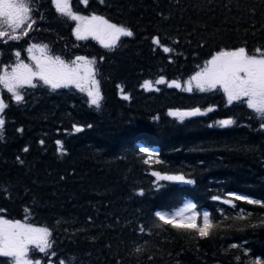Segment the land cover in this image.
<instances>
[{
	"label": "trees",
	"instance_id": "16d2710c",
	"mask_svg": "<svg viewBox=\"0 0 264 264\" xmlns=\"http://www.w3.org/2000/svg\"><path fill=\"white\" fill-rule=\"evenodd\" d=\"M70 2L78 15L102 17L133 36L111 50L90 36L79 40L75 21L53 0H31L34 39L64 58H95L103 97L96 108L79 88L38 80L19 90L23 102L4 98L0 219L51 232L46 253L30 249L32 264H264V119L246 99L228 104L220 88L168 86L221 51L264 53V0ZM13 42L0 38L3 55L28 39ZM195 109L203 115L169 114ZM226 119L235 123L220 127ZM188 202L210 214L208 237L158 226L156 212ZM0 264L13 260L0 256Z\"/></svg>",
	"mask_w": 264,
	"mask_h": 264
},
{
	"label": "snow or ice",
	"instance_id": "6c2138e0",
	"mask_svg": "<svg viewBox=\"0 0 264 264\" xmlns=\"http://www.w3.org/2000/svg\"><path fill=\"white\" fill-rule=\"evenodd\" d=\"M83 2L87 4V0H83ZM53 3L60 15L78 22L75 29L77 39H86L90 33H102L104 38L101 39V43L105 48L111 50L116 47L120 37L133 36L131 30L109 23L102 17L93 15L89 18L78 15L72 10L70 0H53ZM31 12V0H0V38L9 36V30L14 33L25 24H28V28L31 29V25L35 23L31 19ZM29 21L31 23H28ZM27 34V31L24 32L25 36ZM11 39H18V37L12 35ZM155 43L159 44V40L157 39ZM46 49L47 45H32L28 48L27 51L35 62L34 66L20 62L11 72L5 69L4 74L0 75V85H3L12 94L17 103H21L24 96L19 89L25 86L37 87V84L33 82L34 79L38 78L44 85H48L52 89L75 84L80 91L87 92L91 105L99 108L103 97L100 93L99 81L95 78V71L91 67L95 61H89L85 57H77L71 65H68L58 56L47 55ZM164 51L170 52L171 49L165 47ZM257 51L259 52V50ZM35 52H39L40 56H36ZM19 55L20 53L17 52L16 56L19 57ZM82 65L86 68L85 75L80 72ZM84 80H87L91 86L85 88L82 83ZM156 83L164 84L165 81L161 78ZM193 85L196 90L201 92L219 87L226 94L228 104L247 98L245 100L247 107L264 119V53L257 57L256 55H249L245 48L221 51L208 62V65L201 72L187 82V88L184 90L193 91ZM168 86L182 87L176 81ZM144 87L152 90L151 82L146 83ZM123 98L128 99L129 97L124 96ZM6 107L7 104L0 99V130L4 127L5 121L2 114ZM208 111H212V109H208ZM169 114L181 120L187 116L203 115L200 109L187 112L177 111ZM234 123L235 121L226 119L219 121V126L227 128ZM76 131L79 132L82 129L76 128ZM142 151L147 152V149H142ZM148 155L151 156V153ZM153 175L161 180H180L185 183H192V181H184L183 177L161 176L156 172ZM235 199L240 200L243 197L237 195ZM224 202L230 203L227 200ZM246 202L256 203L250 199ZM155 216L162 222L158 226L167 225L178 231H194L200 238L208 237L214 228L210 214L204 212L201 216L194 203H186L183 207L170 213L158 211ZM198 220H200L199 224ZM50 236L51 232L47 228L33 227L20 221L12 222L0 219V256L11 257L13 264H32V260L28 256L29 245H34L35 249L46 253L51 247ZM36 264H39V261H36ZM61 264L64 262L61 261Z\"/></svg>",
	"mask_w": 264,
	"mask_h": 264
},
{
	"label": "rangeland",
	"instance_id": "374dc122",
	"mask_svg": "<svg viewBox=\"0 0 264 264\" xmlns=\"http://www.w3.org/2000/svg\"><path fill=\"white\" fill-rule=\"evenodd\" d=\"M90 18V17H89ZM28 23H31V21H29ZM77 25H78V22L77 21H75V28H74V32H75V29H76V27H77ZM32 25H31V29H29L28 28V24H25L23 27H21L20 29H17L14 33L11 31V30H9V36H6V37H8L9 38V40L11 41L12 40V42L13 41H15V42H19L20 41V39H22L23 37H27V39H28V43L27 44H25L24 45V49H23V45H22V43H19V44H21V45H17V47L20 49V50H17V51H14V54L15 55H12V56H9V57H7V56H5V55H3V53L0 51V75H3L4 74V70L5 69H7L9 72H11L12 71V69L13 68H15L16 66H17V64L18 63H20V62H23V63H25V64H28V65H30V66H34V61L32 60V58H31V54H29V52L27 51V49L28 48H30L32 45H38V46H43V45H47V49H46V54L47 55H50V56H52V57H56V56H58V55H56V54H54V52H53V48L52 47H50V45L48 44V42H47V40L46 39H34V37L32 36ZM27 31V35L25 36L24 35V32H26ZM12 35H15V36H17L18 37V39H11V36ZM76 35V34H75ZM88 36H90V37H92V38H94V39H96L102 46H103V44L101 43V39H103L104 37H103V34L102 33H90V34H88L87 35V38H88ZM97 37H99V38H97ZM77 38V37H76ZM79 40H81V39H79ZM83 40H85V39H83ZM14 43V42H13ZM17 52H19L20 53V55H19V57H17L16 56V53ZM36 56H40V53L39 52H35L34 53ZM58 57H60L66 64H68V65H71L72 64V62L73 61H75L76 60V58L77 57H85V58H87V60H89V61H95V63L93 64V65H91V67H93V69H94V71H95V69H96V59L95 58H92V57H86V56H84V55H82V54H73L71 57H69V58H64V57H61V56H58ZM257 57H259V56H257ZM6 58H8L7 60H6ZM207 65H208V63H207ZM206 65V66H207ZM205 66V67H206ZM204 67V68H205ZM204 68H202L201 70H199L198 72H196L193 76H195L197 73H199V72H201ZM35 70V69H34ZM80 72H81V74L82 75H85L86 74V68H85V66H81V68H80ZM193 76H191L188 80H186L183 84L181 83V88L182 89H186L187 88V82L193 77ZM95 78H96V76H95ZM97 79V78H96ZM39 79L37 78V79H34V83L36 82V81H38ZM176 82H178V81H176ZM83 85H84V87L85 88H88V87H90L91 85H90V83L87 81V80H84L83 82ZM170 84L172 83V82H169ZM178 83H180V82H178ZM70 86H73V87H76L75 86V84H72V85H70ZM77 88V87H76ZM193 88L195 89V86L193 85ZM219 88V87H218ZM20 90V89H19ZM2 91H7V89L6 88H4L3 87V85H0V99H2L3 101H4V98L6 97V96H12V94H6V95H4L3 97H2ZM8 92V91H7ZM84 92H86V91H84ZM87 93V92H86ZM245 99H247V98H245ZM188 203H192V202H188ZM204 212H206V211H204ZM203 212V213H204ZM202 213V214H203ZM1 219H6V218H1ZM6 220H8V219H6ZM9 221H12V222H16V221H13V220H9ZM21 223H24V222H21ZM24 224H26V223H24ZM27 225H29V224H27ZM31 226H33V227H38V226H34V225H31ZM38 228H42V227H38ZM32 247H35L34 245H29V251H30V249L32 248ZM28 256H29V252H28ZM66 264V263H65Z\"/></svg>",
	"mask_w": 264,
	"mask_h": 264
}]
</instances>
